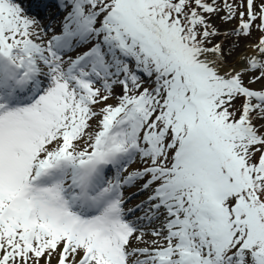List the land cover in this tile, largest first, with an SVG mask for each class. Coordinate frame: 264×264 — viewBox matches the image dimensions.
I'll return each mask as SVG.
<instances>
[{
    "label": "snow or ice",
    "instance_id": "6c2138e0",
    "mask_svg": "<svg viewBox=\"0 0 264 264\" xmlns=\"http://www.w3.org/2000/svg\"><path fill=\"white\" fill-rule=\"evenodd\" d=\"M53 6L0 0V264H264V0Z\"/></svg>",
    "mask_w": 264,
    "mask_h": 264
},
{
    "label": "rangeland",
    "instance_id": "374dc122",
    "mask_svg": "<svg viewBox=\"0 0 264 264\" xmlns=\"http://www.w3.org/2000/svg\"><path fill=\"white\" fill-rule=\"evenodd\" d=\"M29 0H25V2H28ZM237 3L240 2V0H236ZM222 15V13H221ZM47 20L44 19L43 23L47 24ZM212 23L214 26H216L221 32L235 28L237 26V20H233L230 23H223L220 19V16H213L212 17ZM57 24V19L54 20L53 22V27H56ZM259 36L258 32H253L252 36L248 37L247 39L245 38H237V37H224V36H216L213 38V43H218V42H222L223 43V47H224V51H225V59L227 61V63L231 64L233 63L236 58L242 53L244 52L245 46L251 43H255L257 37ZM238 41V47L235 48V50H231L232 49V45L234 43H236ZM231 50V55H229V51ZM248 77H245V82L247 83ZM262 85H264V81H260L257 82L255 84H252L250 86L254 87L255 89H259L262 87ZM116 92L119 93V88L116 89ZM110 103L113 101H109ZM237 106H239V101L237 102ZM141 167V165L139 163H134L132 165L129 166V171H132L133 169L139 168ZM131 191L133 193L137 192V188L136 187H132ZM127 193H129V190H126ZM136 198L134 199H130L127 201L126 203V209L127 208H131L134 207L137 203H140L141 200L146 198V193H139L136 194L135 196ZM136 216L140 215L139 213H135ZM132 218V217H130Z\"/></svg>",
    "mask_w": 264,
    "mask_h": 264
}]
</instances>
